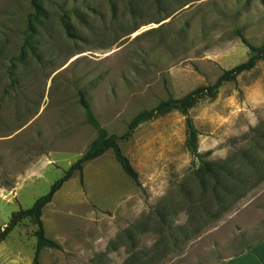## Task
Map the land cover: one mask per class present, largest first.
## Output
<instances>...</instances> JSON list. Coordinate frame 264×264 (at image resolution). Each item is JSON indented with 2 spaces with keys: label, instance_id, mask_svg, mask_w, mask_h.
<instances>
[{
  "label": "rangeland",
  "instance_id": "1",
  "mask_svg": "<svg viewBox=\"0 0 264 264\" xmlns=\"http://www.w3.org/2000/svg\"><path fill=\"white\" fill-rule=\"evenodd\" d=\"M0 0V226L30 208L95 139L79 104L109 135L168 97L211 85L264 43V0ZM34 35L26 41L29 24ZM23 50V58L20 53ZM199 153L242 180L225 194L186 147L170 112L120 142L138 173L105 152L83 165L42 210L41 264H221L264 238V180L243 153L264 124V57L189 111ZM263 146V144H261ZM50 159L38 177L30 161ZM218 171V182L225 180ZM232 181V182H231ZM230 182V183H229ZM229 184L234 183L229 178ZM4 227V228H5ZM23 219L0 242V264H30L36 238ZM0 232H2L0 230Z\"/></svg>",
  "mask_w": 264,
  "mask_h": 264
},
{
  "label": "trees",
  "instance_id": "2",
  "mask_svg": "<svg viewBox=\"0 0 264 264\" xmlns=\"http://www.w3.org/2000/svg\"><path fill=\"white\" fill-rule=\"evenodd\" d=\"M33 6L36 15H41L39 11V6L36 0H33ZM34 35V28L30 23L27 29L26 41H30ZM240 42L249 50L250 55L246 61L236 65L235 67L224 70L221 75L215 80L211 85L200 86L190 91L186 95L180 98L168 97L166 100L160 101L155 107L149 110H143L137 115H135L130 122L127 124L125 133L120 136L109 135L105 129H103L95 117L93 116L89 104L85 98L83 92H79V104L83 108L86 121L91 125L95 132V139L89 144L86 151L76 160L62 175L61 178L56 180L50 187L47 194L37 198L33 205L25 210H19L11 214L10 219L2 232H0V242L8 235V233L19 224L23 219L29 218L33 220L36 231H35V248L33 257L30 264H41L40 263V253L43 249H56L61 250V246L52 239H49L44 231L43 223L41 220L42 210L46 205H48L54 194L62 187V185L67 182L74 172L79 173L80 181H82V168L87 162H90L96 158H99L107 151H112L114 160L117 162L121 168L124 175L130 179L134 185L139 186L138 173L132 167L129 159L123 154L119 143L125 142L132 137L133 132L145 122H149L158 117L166 115L170 112H178L185 117V132H186V147L190 152L193 160H197L205 172L210 174V176L217 181V186L225 194H230L231 192L238 191L242 180L237 177L239 174L233 177L234 172L225 167H220L222 165L215 164L206 160V157L210 155V152L199 153L198 151V131L194 127L193 121L189 116V111L194 108L200 101L205 99H214L224 83L233 82L236 78L247 71L254 68L256 63L263 59L264 57V43L260 46H253L248 43L243 35L237 34ZM20 58H23V50L20 53ZM255 135V146L262 149V158L259 160L255 158V153L250 151H245L243 155V160L248 163V166L252 168L253 175L257 177V182L264 180V124L260 125L254 130ZM263 144V146L261 145ZM218 171H221L224 175L225 180L221 183L218 182ZM229 178H232L234 183L229 184ZM232 182V181H231ZM248 250V249H247Z\"/></svg>",
  "mask_w": 264,
  "mask_h": 264
},
{
  "label": "crops",
  "instance_id": "3",
  "mask_svg": "<svg viewBox=\"0 0 264 264\" xmlns=\"http://www.w3.org/2000/svg\"><path fill=\"white\" fill-rule=\"evenodd\" d=\"M42 156L36 158L34 161H30V165L26 170L28 177L40 176V171L46 169L50 159ZM221 264H264V238L255 241L248 250L243 251L237 255H234L226 259Z\"/></svg>",
  "mask_w": 264,
  "mask_h": 264
},
{
  "label": "built area",
  "instance_id": "4",
  "mask_svg": "<svg viewBox=\"0 0 264 264\" xmlns=\"http://www.w3.org/2000/svg\"><path fill=\"white\" fill-rule=\"evenodd\" d=\"M5 226H0V230L3 231Z\"/></svg>",
  "mask_w": 264,
  "mask_h": 264
}]
</instances>
